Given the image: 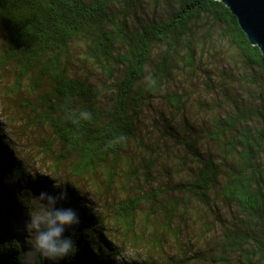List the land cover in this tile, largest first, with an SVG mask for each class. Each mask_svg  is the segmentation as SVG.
I'll use <instances>...</instances> for the list:
<instances>
[{"label":"trees","instance_id":"1","mask_svg":"<svg viewBox=\"0 0 264 264\" xmlns=\"http://www.w3.org/2000/svg\"><path fill=\"white\" fill-rule=\"evenodd\" d=\"M0 34V70L14 75L9 93L31 98L25 109L33 123L49 130L44 148L55 169L68 163L76 177L100 175L107 189L118 182L152 180L157 156L129 154L134 144L144 147L139 114L153 100L183 113L184 93L167 89L175 74L192 71L197 50L210 43L231 50L233 65L243 71V96L211 116L214 155L201 158L192 139H177L188 152L177 164L192 173L178 186L184 203L169 205L186 206L190 194L207 205L213 200L234 207L241 220L222 227L217 244L225 255L218 257L219 264L234 254L241 264H264V56L221 2L0 0ZM95 75L101 84L93 81ZM60 186L66 199L57 207H71L80 218L64 233L74 238L75 254L60 264H119V247L103 220L77 188ZM59 190L48 179L23 176L0 126V264H24L23 196ZM151 198L131 195L116 204L113 219L125 234L155 232L156 219L150 225L136 221L142 203ZM172 208L162 233L171 229ZM33 264L49 262L37 253Z\"/></svg>","mask_w":264,"mask_h":264},{"label":"rangeland","instance_id":"2","mask_svg":"<svg viewBox=\"0 0 264 264\" xmlns=\"http://www.w3.org/2000/svg\"><path fill=\"white\" fill-rule=\"evenodd\" d=\"M3 43L4 37L0 34V47ZM232 62V51L221 43H210L203 50L198 49L194 69L178 71L167 88L170 92L184 93V112H175L160 100H153L139 114V139L145 148L134 144L129 154L138 158L147 157V153L157 156L159 164L149 183L143 179L136 180V184L118 182L107 189L100 175L76 177L68 163L55 169L53 158L44 148L45 141L50 139L49 130L29 118L24 104L32 100L25 92L9 93L14 81L10 70H0V126L11 143L23 176L48 179L53 185L55 181L57 185L68 183L80 191L83 202L103 220L109 239L118 245L119 264H219L218 257L225 255L223 247L217 244L221 229L240 222L238 211L218 201L211 203L213 200L207 205L190 194L186 196L193 199L186 206L180 203L172 208L169 202L180 200L184 203L178 186L192 173L177 164L182 162L179 156L188 153L177 139L182 143L192 139L201 158L214 155L216 147L208 134L211 116L223 114L243 96V71ZM248 74L253 76L254 72ZM95 76L93 81L101 84L102 78ZM131 195L152 197L144 200L136 221L150 225L156 219L159 225L156 224L155 232L149 231L145 236L139 231L127 235L114 222L116 204ZM32 196L38 194L32 191L23 196L26 223L29 222L28 210L38 207ZM170 208L173 210L171 229L162 233L165 230L162 223L168 222L166 216ZM24 232L21 238L24 264H33L37 252H29L31 240L25 228ZM241 263V256L234 254L222 264Z\"/></svg>","mask_w":264,"mask_h":264},{"label":"clouds","instance_id":"3","mask_svg":"<svg viewBox=\"0 0 264 264\" xmlns=\"http://www.w3.org/2000/svg\"><path fill=\"white\" fill-rule=\"evenodd\" d=\"M53 187L60 190L55 194L42 191L31 197L38 207L28 210L29 222L25 224V231L31 240L29 252L39 253L49 264H60L75 254L74 238L64 233L77 226L80 218L71 207H57L66 199V192L56 181Z\"/></svg>","mask_w":264,"mask_h":264},{"label":"water","instance_id":"4","mask_svg":"<svg viewBox=\"0 0 264 264\" xmlns=\"http://www.w3.org/2000/svg\"><path fill=\"white\" fill-rule=\"evenodd\" d=\"M221 2L237 20L250 45L264 56V0H214Z\"/></svg>","mask_w":264,"mask_h":264}]
</instances>
